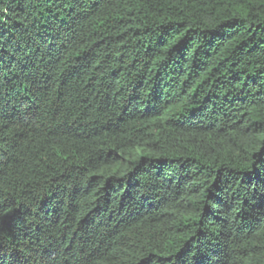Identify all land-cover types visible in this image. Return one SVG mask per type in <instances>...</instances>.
Returning a JSON list of instances; mask_svg holds the SVG:
<instances>
[{
    "label": "trees",
    "instance_id": "trees-1",
    "mask_svg": "<svg viewBox=\"0 0 264 264\" xmlns=\"http://www.w3.org/2000/svg\"><path fill=\"white\" fill-rule=\"evenodd\" d=\"M0 264H264V0H0Z\"/></svg>",
    "mask_w": 264,
    "mask_h": 264
}]
</instances>
